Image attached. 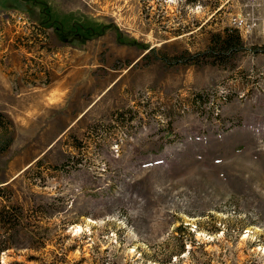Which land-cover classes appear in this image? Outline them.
<instances>
[{
	"label": "rangeland",
	"instance_id": "374dc122",
	"mask_svg": "<svg viewBox=\"0 0 264 264\" xmlns=\"http://www.w3.org/2000/svg\"><path fill=\"white\" fill-rule=\"evenodd\" d=\"M216 4L0 0L2 264H264V0Z\"/></svg>",
	"mask_w": 264,
	"mask_h": 264
},
{
	"label": "trees",
	"instance_id": "16d2710c",
	"mask_svg": "<svg viewBox=\"0 0 264 264\" xmlns=\"http://www.w3.org/2000/svg\"><path fill=\"white\" fill-rule=\"evenodd\" d=\"M194 1L196 0H186V2ZM219 1L220 0H217V7L220 6ZM217 11L218 10H216V12ZM229 41V37H224L223 47H227ZM241 47L240 38H237L236 43L229 44L228 46L229 50L232 51ZM9 127H13L12 120L5 113L0 111V153L7 148V145H9L11 141L10 136L7 134ZM41 162L42 160L38 158L35 165H39ZM11 196V190L4 185H0V254L10 248L19 249L26 243H28V245H30L29 243H33L32 236L24 231L27 226L32 225L30 219L31 214L25 211L19 204L13 203L11 201ZM41 207L42 208L39 210H41V213H45L47 209H45V206ZM45 215L47 216V214ZM32 217L34 221H37L43 217V215L32 214ZM174 231H187L190 233V230L182 225L176 226ZM191 244L194 243L191 242ZM181 246H183L184 249V242H181ZM0 264H2L1 260Z\"/></svg>",
	"mask_w": 264,
	"mask_h": 264
},
{
	"label": "bare ground",
	"instance_id": "6f19581e",
	"mask_svg": "<svg viewBox=\"0 0 264 264\" xmlns=\"http://www.w3.org/2000/svg\"><path fill=\"white\" fill-rule=\"evenodd\" d=\"M79 228V227H78ZM158 264H161V263H158Z\"/></svg>",
	"mask_w": 264,
	"mask_h": 264
}]
</instances>
